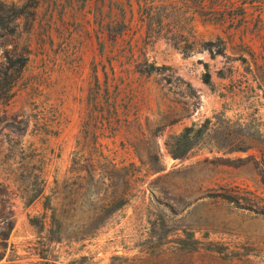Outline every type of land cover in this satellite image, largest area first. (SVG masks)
<instances>
[{
	"label": "rangeland",
	"instance_id": "374dc122",
	"mask_svg": "<svg viewBox=\"0 0 264 264\" xmlns=\"http://www.w3.org/2000/svg\"><path fill=\"white\" fill-rule=\"evenodd\" d=\"M227 1L0 0V264H264V0Z\"/></svg>",
	"mask_w": 264,
	"mask_h": 264
},
{
	"label": "trees",
	"instance_id": "16d2710c",
	"mask_svg": "<svg viewBox=\"0 0 264 264\" xmlns=\"http://www.w3.org/2000/svg\"><path fill=\"white\" fill-rule=\"evenodd\" d=\"M160 1V6L163 10V19H167L171 15H174L175 22L177 25H179L182 21L183 11L180 9L183 3L189 1L191 4L195 6H201L204 5L205 0H158ZM213 8L217 5H223L224 0H210ZM231 5L232 3H235L234 0H228ZM174 8V11L168 13V6H171ZM195 19V17H194ZM193 19V20H194ZM208 22L217 23L219 21H216L213 17H209L206 19ZM179 23V24H178ZM160 37L165 38L168 42L173 44L175 47L181 49L183 52L188 54H195L200 52H208L212 57H215L218 54H225V40L221 37H218L217 40L213 39H202L198 38L195 33L192 36H185L181 34V32L176 33H165L158 35ZM27 62V57H23L21 66L24 67ZM204 66L206 68V71L204 73V82L207 84H212V74L209 68V64L207 62H204ZM210 119H207V122H209ZM204 126L206 124L196 127V125H191L185 127L183 132L178 135L174 136L171 139L174 140L177 143L176 147H173L169 144L171 148V152L175 158H182L186 155V153L193 148L194 140L197 136L203 135L204 133ZM242 148V149H241ZM239 149L246 150L248 147H241ZM235 150V148H234ZM0 194H5L4 190L0 191ZM49 199V198H48ZM47 199V202H49ZM127 203V199H120L116 205H114L108 212H111L113 210L121 208L124 204ZM11 209L8 210V212L0 213V217L3 218L4 225L0 226V260L6 256L7 253V246H8V239L10 236L11 231L14 228V223L11 219ZM53 218L56 219V213H53ZM31 221H34L32 219ZM194 238V237H193ZM180 242L185 243L184 238L179 239ZM195 242H197V239H193ZM43 264H48L47 261Z\"/></svg>",
	"mask_w": 264,
	"mask_h": 264
}]
</instances>
